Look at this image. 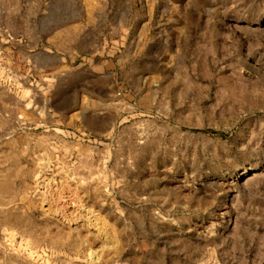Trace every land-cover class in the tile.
<instances>
[{
    "label": "rangeland",
    "instance_id": "obj_1",
    "mask_svg": "<svg viewBox=\"0 0 264 264\" xmlns=\"http://www.w3.org/2000/svg\"><path fill=\"white\" fill-rule=\"evenodd\" d=\"M0 264H264V0H0Z\"/></svg>",
    "mask_w": 264,
    "mask_h": 264
},
{
    "label": "bare ground",
    "instance_id": "obj_2",
    "mask_svg": "<svg viewBox=\"0 0 264 264\" xmlns=\"http://www.w3.org/2000/svg\"><path fill=\"white\" fill-rule=\"evenodd\" d=\"M49 208V207H48ZM51 211V210H50ZM52 216H55L56 221H61L62 223L64 222L63 219L61 218L60 215H58L57 213H55V211H51ZM66 222V226L68 228V232L71 231H75L76 233H80L82 230H84L87 234L92 235L93 237H95V239L97 240H101L102 236L100 233V229L98 228L97 225L94 226H90L88 224H85L83 222H72V221H65ZM81 239V238H80ZM35 253L39 254V251L37 249L34 250ZM43 253H45L44 251H42V255ZM90 256L92 257V254H94L93 251H89Z\"/></svg>",
    "mask_w": 264,
    "mask_h": 264
}]
</instances>
